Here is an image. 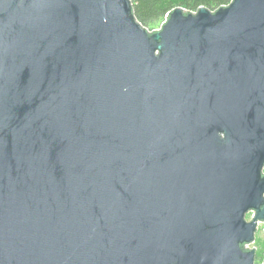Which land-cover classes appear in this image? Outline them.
<instances>
[{"label":"water","instance_id":"1","mask_svg":"<svg viewBox=\"0 0 264 264\" xmlns=\"http://www.w3.org/2000/svg\"><path fill=\"white\" fill-rule=\"evenodd\" d=\"M185 13L0 0V264H255L264 0Z\"/></svg>","mask_w":264,"mask_h":264},{"label":"trees","instance_id":"2","mask_svg":"<svg viewBox=\"0 0 264 264\" xmlns=\"http://www.w3.org/2000/svg\"><path fill=\"white\" fill-rule=\"evenodd\" d=\"M233 0H130L133 10V15L137 22L149 31L150 35L156 33L157 26L159 27L166 16H170L176 9L181 8L186 10L187 14L190 11H197L201 8H206L210 12L216 13L220 9L228 7ZM244 250L246 245H242ZM263 253H259L256 249L255 264H260L263 258Z\"/></svg>","mask_w":264,"mask_h":264},{"label":"rangeland","instance_id":"3","mask_svg":"<svg viewBox=\"0 0 264 264\" xmlns=\"http://www.w3.org/2000/svg\"><path fill=\"white\" fill-rule=\"evenodd\" d=\"M157 28H159V27L157 26ZM252 215H253L252 212L247 214V216H246L247 221H251ZM251 248L257 249V251H259V253H261V254L263 253V255H262L263 258L261 259V262H260V264H261L264 260V224L259 225L258 232L256 234L255 242L250 245L249 249H251Z\"/></svg>","mask_w":264,"mask_h":264},{"label":"built area","instance_id":"4","mask_svg":"<svg viewBox=\"0 0 264 264\" xmlns=\"http://www.w3.org/2000/svg\"><path fill=\"white\" fill-rule=\"evenodd\" d=\"M167 17H168V15L166 16V18L164 19V21L162 22V24L159 26V28H157L155 31H160L161 29H162V27H163V25L166 23V21H167ZM152 32V31H151ZM263 174H264V170H263ZM252 212V219H253V217H254V215H255V212H253V211H251ZM251 219V220H252ZM260 224H263V223H260ZM259 224V225H260ZM259 228V227H258ZM251 245V244H250ZM250 245H247V248H249L250 247ZM251 249H253V248H251ZM264 261V260H263ZM261 264H263V262L261 263Z\"/></svg>","mask_w":264,"mask_h":264}]
</instances>
